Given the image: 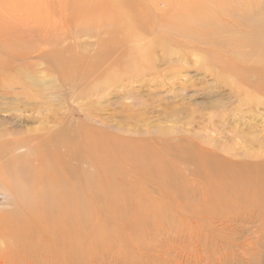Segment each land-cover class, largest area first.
Wrapping results in <instances>:
<instances>
[{"label":"rangeland","instance_id":"1","mask_svg":"<svg viewBox=\"0 0 264 264\" xmlns=\"http://www.w3.org/2000/svg\"><path fill=\"white\" fill-rule=\"evenodd\" d=\"M77 1L0 0V60L7 64L2 62V67L15 74V70L33 65V83L38 85L35 91H43L27 97L20 85L5 83L0 77V144L46 129L77 127L86 134L91 131L107 135L114 146L141 147L163 157L162 151L194 155L199 147L228 158L232 154L227 153L228 149L236 150L233 160L237 162L249 160L254 153L259 155L260 145L244 141L256 137L253 140L264 145V106H259L257 113L239 106L232 87L215 80L205 65L211 60H199V52L182 59L180 48L174 46L172 58L164 60L156 49L154 61L141 63L139 74L121 75L98 96L72 101L68 85L57 86L51 79V52L55 49L51 44L58 46L56 50L66 47L90 55L97 40L111 38L82 29ZM90 1L97 4L106 0ZM132 2L136 12L146 13L144 42L155 41L154 19L161 23L167 4L154 8L143 0ZM114 17L112 14L111 19ZM102 21L97 13L95 22ZM120 34L117 39L123 40ZM126 45L115 53L127 55ZM16 47L35 52L9 64L5 50ZM199 48L207 49L204 45L194 49ZM41 54H48V59L37 60ZM115 58L104 60L98 70L101 76L107 75L111 65L122 67L118 63L122 57L118 61ZM7 80L12 81L10 77ZM237 136L244 138L238 141ZM164 143L175 149L162 150ZM240 146H246L252 155H240ZM129 165L124 162L129 176L125 177V185L131 193H144V198L139 203L119 204L120 212L127 210L124 217L118 211L108 213L110 206L102 202L87 201L85 207L92 215L82 224L81 252L71 260L64 253L62 264H264V201L243 204L224 202L219 197L210 201L205 174L186 171L187 166L174 172L186 195L178 197L170 187L149 186L151 182L129 171ZM2 197L0 192V216L12 209V203L4 202ZM15 252L13 255L5 243L0 244V264H36L23 248Z\"/></svg>","mask_w":264,"mask_h":264},{"label":"bare ground","instance_id":"2","mask_svg":"<svg viewBox=\"0 0 264 264\" xmlns=\"http://www.w3.org/2000/svg\"><path fill=\"white\" fill-rule=\"evenodd\" d=\"M143 1L154 8L167 4L163 12L168 13L161 23L154 19L152 30L157 38L151 42H144L146 13L136 12L132 0H106L97 4L90 0L77 1L82 29L111 38L97 40L96 49L90 55L66 47L56 50L58 46L51 44L55 48L51 52V79L57 86L68 85L72 101L98 96L103 88L122 78L121 75L139 74L141 63L154 61L156 49L164 60L172 58L173 47L177 46L182 59L199 52L196 55L199 60H211L205 64L208 71L211 70L218 83L225 82L232 87L239 106L247 108L249 113L254 110L257 113V108L264 106V0ZM97 13L102 22H95ZM119 31L123 40L117 39ZM125 44L127 55L115 53ZM190 45L196 48L204 45L207 49L195 51ZM13 49L5 50L9 64L23 60L34 51ZM134 55L136 59L132 58ZM110 57L115 61L122 57L118 62L122 67L111 65L107 75L101 76L98 70ZM39 58L47 60L48 54L36 57ZM2 62L7 64L0 60V77L5 83L20 85L27 97L43 93L35 91L38 85L33 83V65H25L11 74L13 70L3 69ZM9 77L11 82L7 80ZM106 136L91 131L86 134L77 127L71 130L60 127L0 144V192L4 202L12 203V209L0 216V244L5 243L12 254L23 248L36 264H62L64 253L70 260L77 258L81 252L82 224L92 215L85 207L87 201L102 202L110 206L108 213L118 211L124 217L127 210L123 208L120 212L119 204L139 203L144 198V193H131L125 185V177H129L125 161L130 164L129 171L138 176L142 174L144 181L151 182L147 183L149 186L170 187L178 197L186 195L174 172L187 166L186 171L192 169L205 174L210 201L218 197L224 202L243 204L264 201V145L253 140L254 136L246 137L244 142L260 145V153L252 152V155L246 146L244 149L240 146V155H252L249 160L244 157L247 161L242 162L233 160L237 157L236 150L228 149L227 153H232L230 158L208 153L200 147L194 155L162 151L163 157L159 153L151 155L152 152L141 147L114 146L113 139ZM239 138L242 137L236 139L239 141ZM170 145L164 143L161 148L175 149ZM141 188L140 185L139 191Z\"/></svg>","mask_w":264,"mask_h":264}]
</instances>
